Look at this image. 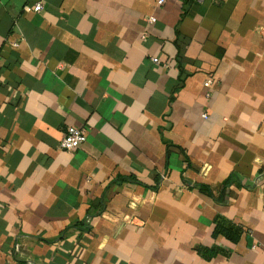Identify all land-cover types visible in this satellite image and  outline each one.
Masks as SVG:
<instances>
[{
    "label": "crops",
    "instance_id": "1",
    "mask_svg": "<svg viewBox=\"0 0 264 264\" xmlns=\"http://www.w3.org/2000/svg\"><path fill=\"white\" fill-rule=\"evenodd\" d=\"M0 264H264V0H0Z\"/></svg>",
    "mask_w": 264,
    "mask_h": 264
},
{
    "label": "trees",
    "instance_id": "2",
    "mask_svg": "<svg viewBox=\"0 0 264 264\" xmlns=\"http://www.w3.org/2000/svg\"><path fill=\"white\" fill-rule=\"evenodd\" d=\"M195 186L201 192L211 195L210 189L207 185L197 184ZM213 222H214V227L212 231L213 237L221 234L226 239H228L229 241L233 243H236L241 237V234L243 232L242 228L239 225L233 223L232 221H229L220 216H217L215 217ZM198 251L202 255L203 258L210 259L214 257L217 253H219L220 249H218L217 247H211V248L201 247Z\"/></svg>",
    "mask_w": 264,
    "mask_h": 264
},
{
    "label": "built area",
    "instance_id": "3",
    "mask_svg": "<svg viewBox=\"0 0 264 264\" xmlns=\"http://www.w3.org/2000/svg\"><path fill=\"white\" fill-rule=\"evenodd\" d=\"M198 2L202 0H196ZM165 2V0H156L157 5H162ZM42 9L41 2H37L34 7L33 11L38 12ZM155 19L153 17H150L148 19V22L152 23ZM144 37V36H143ZM17 43H12V46H16ZM151 60L154 63H159V59L157 57H152ZM211 79H207L205 82L206 86H209L211 84ZM203 117H206V114H203ZM85 141V134L82 128L76 127V126H68L63 134V137L61 138L59 145L62 149L66 151H72L78 147Z\"/></svg>",
    "mask_w": 264,
    "mask_h": 264
}]
</instances>
